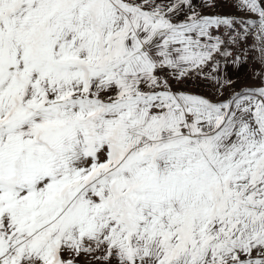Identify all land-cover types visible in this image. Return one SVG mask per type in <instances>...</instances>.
Masks as SVG:
<instances>
[{
  "label": "snow or ice",
  "instance_id": "1",
  "mask_svg": "<svg viewBox=\"0 0 264 264\" xmlns=\"http://www.w3.org/2000/svg\"><path fill=\"white\" fill-rule=\"evenodd\" d=\"M0 264H264V0H0Z\"/></svg>",
  "mask_w": 264,
  "mask_h": 264
},
{
  "label": "rangeland",
  "instance_id": "2",
  "mask_svg": "<svg viewBox=\"0 0 264 264\" xmlns=\"http://www.w3.org/2000/svg\"><path fill=\"white\" fill-rule=\"evenodd\" d=\"M243 70H238L232 67H226L222 71V75L234 82L233 88L225 89V95H228L232 91H240L247 85L254 84L257 82L254 73L258 72L259 65L256 63L254 68L244 66ZM206 83L207 88L203 91V94H211L214 91L215 81L212 79ZM203 83V82H202ZM201 88V85L197 87V90ZM201 91V90H200Z\"/></svg>",
  "mask_w": 264,
  "mask_h": 264
},
{
  "label": "built area",
  "instance_id": "3",
  "mask_svg": "<svg viewBox=\"0 0 264 264\" xmlns=\"http://www.w3.org/2000/svg\"><path fill=\"white\" fill-rule=\"evenodd\" d=\"M231 59L234 60L235 57H232ZM243 62H244V63L246 64V66L249 67V68H254L255 65H256V63H255L254 61H252L251 59L245 60V61H243ZM229 64H232V63L229 62L227 65H229ZM202 82H203V78H202V77H196V79H195L194 81H190V82H188L186 86H187L189 89H193V90H196V91H197V87L200 86V85L202 84Z\"/></svg>",
  "mask_w": 264,
  "mask_h": 264
},
{
  "label": "crops",
  "instance_id": "4",
  "mask_svg": "<svg viewBox=\"0 0 264 264\" xmlns=\"http://www.w3.org/2000/svg\"><path fill=\"white\" fill-rule=\"evenodd\" d=\"M244 66H246V64L244 63V62H241V63H239V64H229V65H225L224 67H223V69L224 68H226V67H232V68H236V69H240V70H243L242 68H244ZM209 79H204L203 78V83L201 84V88L199 89V91L198 92H201V93H203V91L207 88V86H206V83H209V81H208ZM201 90V91H200Z\"/></svg>",
  "mask_w": 264,
  "mask_h": 264
}]
</instances>
